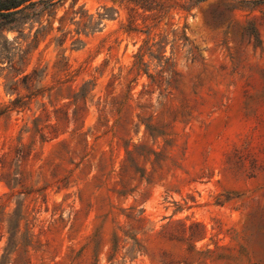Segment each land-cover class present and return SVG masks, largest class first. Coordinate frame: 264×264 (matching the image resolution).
I'll use <instances>...</instances> for the list:
<instances>
[{"label":"rangeland","instance_id":"1","mask_svg":"<svg viewBox=\"0 0 264 264\" xmlns=\"http://www.w3.org/2000/svg\"><path fill=\"white\" fill-rule=\"evenodd\" d=\"M144 1L152 10L121 0H68L65 8L58 12L57 19L74 2L91 13L103 7L118 12L116 20L106 22L102 33L81 37L83 48L73 49L71 36L65 45L70 65L78 72L77 83L94 81L96 84L88 102L90 109L85 117L84 132L91 133V143L96 136H101L97 149L107 156L113 151L117 171L124 161L127 143H141L162 153L155 164L141 162L146 175L141 180L138 174L132 181V188L137 186L138 189L124 202L126 206L144 209L157 227L167 222L164 218L181 209L174 219L188 218V223L205 227L206 238L195 244L196 249L216 250L207 264H264V0ZM130 19L138 29L146 31L148 27H155L153 35L168 37L167 57L172 56L174 32L178 35L185 30L195 48V56L187 58V48L175 52L173 60L180 76L171 96L159 99V93L155 92L152 98L148 95L140 101L151 105L145 109L147 114L135 110L138 94L143 84H148L143 77L133 91V106L125 107L120 114L108 115L111 131L104 128L97 131L99 99L105 98L114 75L121 71L126 75L146 39L141 33H123L120 28ZM58 26L56 22L55 27ZM60 35L58 33L57 37ZM48 44L49 41L41 44L28 67V72L36 69L43 72L35 82V89L56 81L53 64L60 49L55 42ZM146 61H149L147 57ZM2 67L6 65H0ZM3 81L0 104L12 99L5 95ZM120 92L121 87H118L115 94ZM46 102L33 101L24 113L0 118V178L2 166H11L21 131L35 114L41 113V105ZM138 115L154 116V124L169 134L167 143L162 138L154 141L146 134ZM22 144L26 160L21 167L31 171L35 163L32 161L34 153L28 157L31 144L28 133L22 135ZM53 145L44 147L42 159L50 156ZM40 147L38 143L36 149ZM41 164L38 162L36 168ZM94 174L98 175L97 168L89 180L85 181L82 176L60 194H49L40 221L47 226L54 206L65 200L64 218L67 219L74 206L82 210L80 223L83 226L78 235L70 233L69 227L63 229L62 225L55 237H41L42 243L49 241L50 247L44 249L45 254L31 250L34 264H40L43 259L61 262L69 247L79 248L86 243L107 204L106 192L98 190L91 181ZM7 191L0 182V196ZM15 208L13 202L9 210ZM2 233L0 257L10 235L7 225ZM35 233L39 234V228ZM101 264H106L105 259ZM126 264L159 262L140 256Z\"/></svg>","mask_w":264,"mask_h":264},{"label":"trees","instance_id":"2","mask_svg":"<svg viewBox=\"0 0 264 264\" xmlns=\"http://www.w3.org/2000/svg\"><path fill=\"white\" fill-rule=\"evenodd\" d=\"M121 1L144 10H152L144 0ZM67 2L68 0H0V65H6L0 68V83L3 79V91L7 97L12 98L7 103L0 104V118L9 117L13 113H24L33 101L47 100L41 105V113L35 114L21 131L11 166L7 168L4 164L1 169L0 182L8 191L0 196V243L4 237V226L7 225L10 235L4 254L0 257V264H34L31 250L45 254L44 249L50 247L49 241L43 244L41 237H55L62 225L63 229L69 227L72 234L80 233L83 226L80 223L82 210H76L73 206L65 219V200L63 204L54 206L47 226L46 222L40 221V214L43 206L48 205L51 192L60 194L82 176L85 181L89 180L95 168L98 175L94 174L91 181L98 190L106 192L107 204L104 213L97 217L94 231L83 246L69 247L61 262H55L56 259L46 262L43 259L40 264H101L103 259L106 264H126L134 262L140 256L158 260L159 264H207L216 250L206 249L201 252L196 249L195 244L206 238L205 227L188 223V218L174 219L181 209L171 217L164 218L163 221L167 222L157 227L148 219L144 209L126 206L124 203L138 189L137 186L132 188L134 178L139 174L140 179L144 180L146 174L141 162L144 165L155 164L162 153L141 143H127L124 146V161L117 171L113 151L107 156L97 149L96 143L101 136H96L91 143V133L84 132L85 117L90 109L88 102L96 84L94 81L77 83L78 72L70 65L65 45L71 36L73 49L83 48L85 44L81 37L102 33L106 22L116 20L118 12L103 7L96 13H91L84 6L77 7V2H74L57 19L58 12L65 8ZM56 22L59 23L58 27H55ZM71 27L75 29L71 30ZM154 28L148 27L143 31L131 19L127 25L121 26L123 33H141L146 35V39L134 55V61L126 75H123V71L114 75L105 98L99 99L96 105L99 112L97 131L103 128L111 131L108 115L120 114L125 107L133 106V91L138 80L143 77H146L148 84H143L135 110L146 113L145 109L151 105L141 104L140 101L148 95L152 98L155 92L159 93V99L171 96L180 76L173 60L175 52L187 48V58L195 56V48L183 30L178 35L174 32L172 56L167 57L168 37L153 35ZM58 33L61 34L59 37ZM11 34L14 35L12 38L9 37ZM46 41H49V46L55 42L60 49L53 64L56 81L48 87L35 89V82L43 72L37 69L28 72V67L33 55ZM118 87H121V92L116 95ZM138 118L140 125L145 126L146 134L154 141L162 138L167 143L169 134L154 124V116L145 118L138 115ZM24 133H28L31 139L28 157L34 153L32 161L35 165L31 171L22 170L21 167L26 160L22 144ZM38 143L40 150L36 149ZM49 144H54L52 153L42 159L44 147ZM38 162L42 164L36 168ZM13 202L16 203V208L10 211ZM37 228L39 234L35 233ZM88 252L91 255H86Z\"/></svg>","mask_w":264,"mask_h":264}]
</instances>
